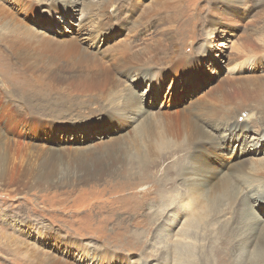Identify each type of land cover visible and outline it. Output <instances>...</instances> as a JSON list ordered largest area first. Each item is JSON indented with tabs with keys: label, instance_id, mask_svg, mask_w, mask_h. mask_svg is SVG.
<instances>
[{
	"label": "rangeland",
	"instance_id": "374dc122",
	"mask_svg": "<svg viewBox=\"0 0 264 264\" xmlns=\"http://www.w3.org/2000/svg\"><path fill=\"white\" fill-rule=\"evenodd\" d=\"M105 1L0 0V146H13L12 162L1 165L8 180L0 181V237L11 239L1 240L0 264H39L3 248L12 238L66 264H174L167 251L187 215L200 213L196 206L264 182L251 170L264 159V5L245 0L227 9L192 0L187 16L165 23V11L145 16L160 0ZM251 37L256 45L247 46ZM243 108L256 122L238 119ZM232 124L242 129L240 144L224 142ZM213 134L222 148L206 146ZM204 159L218 175L198 191L188 178ZM242 162L246 174L235 171ZM45 163L58 167L54 181L22 189L13 183L28 165L34 173ZM99 165L111 173L63 182ZM159 189L173 204L154 221L162 203L151 198ZM190 196L191 210L182 206ZM241 200L233 213L215 204L195 228L193 245L210 249V240L228 239L214 264H252L264 255V200L245 208ZM38 230L54 239H39Z\"/></svg>",
	"mask_w": 264,
	"mask_h": 264
},
{
	"label": "bare ground",
	"instance_id": "6f19581e",
	"mask_svg": "<svg viewBox=\"0 0 264 264\" xmlns=\"http://www.w3.org/2000/svg\"><path fill=\"white\" fill-rule=\"evenodd\" d=\"M63 1H69V0H63ZM100 1V0H99ZM110 1H105V4L107 5H110ZM113 1V0H112ZM158 2V1H157ZM243 2H246L245 0H215V4L216 5H224L228 8H231L235 5H241ZM100 3V2H99ZM255 3V7L256 8H259V7H263L264 5V0L261 1V0H257ZM104 4V5H105ZM102 4V6H104ZM262 5V6H261ZM97 6V5H96ZM100 6V5H99ZM153 6V5H151ZM92 7V5H91ZM95 7V6H94ZM157 7H159L160 9H155V6H153L152 8L150 7V9L148 10H145L146 13H145V16L146 17H150L152 16L153 14L155 15V13L157 12H163L165 11L164 13L166 14V16L164 17L163 15V21L165 23H173V22H178L179 20L182 19L183 16H187L191 10L193 9V1L192 0H170L169 2H165L164 0H160L159 3L157 4ZM154 8V9H153ZM91 9V8H90ZM96 9V8H94ZM101 9V8H99ZM110 9V7H109ZM146 9V8H145ZM103 10V9H102ZM102 10H101V13H102ZM114 10V9H113ZM158 10V11H157ZM96 12V11H95ZM99 14V13H97ZM104 14V13H103ZM144 13H142V16ZM163 14V13H162ZM141 16V17H142ZM158 16V15H157ZM105 17V16H104ZM161 17V16H159ZM147 18V19H148ZM152 18V17H150ZM154 18V17H153ZM149 20V19H148ZM187 20V19H186ZM129 21V20H128ZM147 24V23H146ZM160 25V24H159ZM145 26V25H144ZM160 28V26H158V24H156L154 26V29L156 30V28ZM159 30V29H157ZM94 34V33H93ZM163 34V33H162ZM153 37V36H152ZM164 38V37H163ZM171 40H172V43H173V40L174 38L173 37H169ZM93 39V38H92ZM165 39V38H164ZM154 40V39H153ZM247 46H254L256 45L255 43V40L251 37V39H248L247 40V43H246ZM139 54L135 55L134 57H137ZM26 59V58H25ZM22 60H24L22 58ZM159 60V59H158ZM160 61V60H159ZM116 62V61H115ZM233 62V61H232ZM124 64V63H123ZM34 73V72H33ZM193 75V74H192ZM32 76V75H31ZM159 86V85H158ZM183 89V88H182ZM130 90V88H129ZM134 94V93H133ZM263 94V93H262ZM138 97V96H137ZM259 97V96H257ZM128 98V97H127ZM261 98V97H260ZM131 99V98H130ZM138 99V98H137ZM136 99V100H137ZM258 99V98H257ZM131 102V101H129ZM135 102V101H134ZM133 102V103H134ZM197 102V101H196ZM136 103V102H135ZM218 104V103H217ZM131 105V104H129ZM137 105V104H136ZM125 106V105H124ZM132 106V105H131ZM134 106V105H133ZM129 107V106H128ZM224 107V106H223ZM126 108V107H125ZM248 108H243L240 112V115L238 116V119L239 118H244L243 121H245V123H253V122H256V120L254 119V115L253 114H250L249 116L247 115V117H245V115H243L244 111H246ZM124 110V109H123ZM138 111V109H137ZM147 112V111H146ZM132 113V112H131ZM143 113V112H142ZM194 113V112H193ZM205 113V112H204ZM128 114V113H127ZM141 114V113H140ZM198 114V113H197ZM201 114V113H200ZM236 114V113H235ZM246 114V113H245ZM137 115H138V112H137ZM140 116V115H139ZM143 116V115H142ZM141 116V117H142ZM138 119V118H137ZM213 120V119H212ZM240 120V119H239ZM242 120V119H241ZM135 121V120H134ZM137 121V120H136ZM253 121V122H252ZM209 122V121H208ZM223 124V123H222ZM239 124V123H238ZM238 124H232L230 129L232 130V133L231 135H233L232 137H230L229 135L225 136L224 138V142L226 144H228L227 142L233 144V143H237V144H240L241 143V140L243 138V133L242 132V129L241 127L238 126ZM219 125V124H217ZM221 125V124H220ZM224 125V124H223ZM230 125V124H229ZM244 125V124H243ZM213 126V125H212ZM242 126V125H241ZM219 128V127H217ZM249 129V128H248ZM148 129H146L147 131ZM153 130V129H152ZM179 130V129H178ZM236 131H240L239 133H236ZM261 132V131H260ZM2 134V133H1ZM133 134V133H132ZM139 134V133H138ZM162 133H160L161 135ZM182 134V133H181ZM163 135V134H162ZM183 135V134H182ZM135 136V135H134ZM141 135H139L140 137ZM146 138V136H144ZM142 137V139L144 138ZM155 137V136H154ZM222 137V136H221ZM220 137V138H221ZM137 138V136L135 137ZM141 138V137H140ZM153 138V137H152ZM157 138V137H156ZM3 138L0 137V142L3 143ZM149 140V139H148ZM237 140V141H236ZM236 141V142H234ZM139 142H141L139 140ZM144 142V140H143ZM161 142H164V140L161 139ZM144 144V143H143ZM147 144V143H146ZM149 144V143H148ZM158 144V142L156 143ZM209 144H212L214 148H217V149H220L222 148V144L220 143V141L217 139V137L215 136V134H213L209 141L206 142V146L209 145ZM8 145V146H7ZM28 145V144H27ZM159 145V144H158ZM169 145V144H168ZM15 146V145H14ZM200 146V145H199ZM26 147V146H25ZM135 147V146H134ZM146 147V146H145ZM155 147V146H154ZM160 147H158L159 149ZM42 149V148H41ZM147 149V152H148V149H149V146L148 148L146 147ZM151 149V148H150ZM161 149V148H160ZM169 149V148H168ZM21 150V149H20ZM134 150V149H133ZM155 150V149H154ZM153 150V151H154ZM206 150V149H205ZM209 150V149H208ZM0 168H1V165L3 167H6L7 165H9L12 160H13V146L10 144V143H5L3 144L2 146H0ZM18 151V150H17ZM156 151V150H155ZM198 151V150H197ZM11 152H12V155H11ZM70 152V151H69ZM152 152V151H151ZM77 153V152H76ZM152 154V153H151ZM227 155V154H226ZM213 156H217L215 153H213ZM231 156V155H230ZM18 158V157H17ZM161 158V157H160ZM229 158V157H228ZM25 159V158H24ZM162 159V158H161ZM246 159V158H245ZM160 160V159H159ZM198 161V160H197ZM195 161V162H197ZM30 162V161H29ZM240 162V161H239ZM63 163V162H62ZM155 163V162H154ZM139 164V163H138ZM134 165V164H133ZM192 165V164H191ZM248 165H249V162H248ZM141 166V165H139ZM146 166L147 165H143L142 168L144 167V169H146ZM214 166V165H213ZM17 167V166H16ZM33 166L32 165H28L27 166V169L24 170L22 173L23 175L21 177H17L16 180L13 181L14 184L18 185L20 189L22 188H30L31 186L33 185H39V187H43V186H46V184L42 183V182H39V180H43L45 181V183H50V181H54V177H55V174H56V166H52V164H48V163H45L43 165L40 166V170L39 171H35L34 173L30 170H32ZM229 167V166H228ZM108 168V169H106ZM217 168V167H216ZM1 175H0V181H7L8 179L6 178L7 177V172H5V169L1 168ZM12 169V168H11ZM111 169L112 167L110 166H102V165H99V166H95L92 168H88L87 169V172L84 171L83 174H81L80 176H77L76 179H72V178H67V179H63V182L64 183H67L69 182L70 184H77L78 182H89L91 181L90 178H95V177H102L106 172H110L111 173ZM231 169V168H230ZM13 170V169H12ZM247 170H248V166L246 163H239L236 167H235V171L240 173V174H246L247 173ZM251 170L254 171L257 175L256 177H261L262 179L261 180H264V159L262 161H260L259 163H255L252 167H251ZM21 171V170H19ZM142 171V170H141ZM189 171V170H188ZM187 171V172H188ZM219 171V170H218ZM186 172V173H187ZM192 176L188 178V180L190 181H196L195 182V186L198 188V191L201 190L203 191L204 190V181H208L210 183H212L218 173H217V169H215L214 167H212L208 161L206 159L202 160V164L196 166V168H194V170L192 171ZM145 173V172H144ZM185 174V172H184ZM220 174V173H219ZM29 175L33 177L32 178H29ZM91 176V177H90ZM196 176V177H194ZM140 178V177H139ZM15 179V178H14ZM90 179V180H89ZM7 183V182H5ZM257 183V182H256ZM259 184L257 185H261L262 187L259 188V187H251L252 185H239V187L237 188L236 190V193H229V192H222L220 195H217L216 194V197L213 198H209L208 200H210V203L207 204V205H198L196 206V209L199 210L200 213L198 214H195V210L190 214V215H187L188 218L185 219L182 227L180 228V230H178V232H176V237L174 239L172 235V239L173 240V243L170 245L168 242V244L171 246V248H169V250L167 252L170 251L171 255L169 256L170 258L172 257V261H173V258H174V264H214L215 262V258L213 257L214 255L218 256L219 257V252H222L223 253V248H224V244L228 245V239L225 237H223V240L221 241V243H217V241L213 242V240H210L209 242H211V246H210V249H207L206 247V244L205 245H196V244H192L190 241H192L193 238H195L197 235V232L195 231L196 229L195 228H198L200 226V222L203 221V219L207 216V213H208V210H214L215 208V204L217 205H223L226 210L229 209L232 212V208H233V204L235 203V200H238L240 196H242V202L244 203L243 205V208H245V206H247V201L249 200H255L257 202L259 201H262L264 200V182L263 181H259L258 182ZM209 184V183H208ZM255 184V183H254ZM50 187V186H49ZM194 187V186H193ZM217 187V186H216ZM221 187V186H220ZM19 188H18V192L19 191ZM191 188V186L189 187ZM187 189V188H186ZM226 188H224L223 190H225ZM161 194L160 195H156V194H153V197L151 198L153 200V198H158L157 199H160L161 200V203L159 205V209L162 208L163 210H159L158 208H156V210H154V221H160L163 220V218H166L165 216V213H166V209L167 207L169 208L171 205H169L170 203H172L171 201V198L173 195H171L170 193L168 192H162L161 189H159ZM192 189H190L191 191ZM194 190V189H193ZM219 191V190H218ZM215 192V190H214ZM221 192V191H220ZM224 193V194H223ZM173 194V193H172ZM180 194V193H179ZM197 194V190H195L194 192V195L195 196ZM219 194V193H218ZM149 196H152V195H149ZM193 196H190L188 198H184L182 203V206H184L185 208L186 207H190V203L189 201H191V199L193 198ZM147 197V196H146ZM213 197V196H212ZM201 198V196H197L196 195V199H199ZM156 199V200H157ZM173 199V198H172ZM171 200V201H170ZM188 200V201H186ZM176 201V200H175ZM223 202L224 204H220L218 202ZM156 202V201H155ZM158 202V201H157ZM226 202L228 204H226ZM160 203V202H159ZM237 203V202H236ZM173 204V203H172ZM175 204V203H174ZM226 204V205H225ZM235 206V205H234ZM193 206L190 207V210ZM155 208V207H154ZM171 208V207H170ZM169 208V209H170ZM193 209V208H192ZM216 210V209H215ZM249 211V210H248ZM224 212V210H223ZM253 213V212H252ZM251 213V214H252ZM248 214V213H247ZM246 214V215H247ZM18 215V214H17ZM255 215V214H254ZM169 216V215H168ZM214 216L216 217V212L214 214ZM20 217V216H19ZM213 217V216H212ZM249 216H246V218H248ZM222 218V217H221ZM223 218H225V220L228 222L230 221V218H227V215L223 216ZM28 219V218H26ZM177 219V218H176ZM232 219V218H231ZM257 219V218H256ZM21 220V219H20ZM33 220V219H32ZM31 220V221H32ZM259 220V219H258ZM261 220V218H260ZM259 220V221H260ZM30 221V220H28ZM39 221V220H38ZM166 221V220H165ZM216 221V220H215ZM225 221L224 224H226L227 222ZM246 221V220H245ZM257 221V222H259ZM256 222V221H255ZM256 222V223H257ZM261 222V221H260ZM263 222V221H262ZM31 223V222H29ZM32 224V223H31ZM153 224V223H152ZM258 224V223H257ZM23 225L25 227H28L30 230H33V227L32 225L28 224V223H23ZM214 225V224H213ZM12 226V225H11ZM153 226V225H152ZM175 225H170L169 227H167V229H171L173 228ZM226 226V225H225ZM228 226V224H227ZM158 228V227H157ZM42 229V228H41ZM260 229V228H259ZM159 230V229H158ZM215 230V229H214ZM258 230V229H257ZM36 231V230H35ZM263 231H264V227H263ZM207 232V231H206ZM230 232V231H229ZM259 232V231H258ZM38 235L39 236V239H42V240H52L54 239V237H49V235L45 234L44 231L42 230H38L37 231ZM264 233V232H263ZM49 234V233H48ZM167 234V233H165ZM172 234V233H171ZM3 236L0 237V247L2 246V243H1V240L3 241L4 238H8L10 236L8 235H5L3 234ZM168 236H171L170 235V231L169 233L167 234ZM199 235V234H198ZM21 236L23 237H30L28 236V233L27 232H23L21 233ZM202 236V235H201ZM262 236V235H261ZM164 237V236H163ZM200 237V236H198ZM206 237V236H205ZM50 238V239H49ZM11 239V237H10ZM166 239V237H165ZM171 239V237H169V239H167L168 241ZM171 239V240H172ZM238 239V237H237ZM166 240V241H167ZM230 240V239H229ZM251 240V239H250ZM25 241V240H24ZM249 241V240H248ZM26 243L23 242V240H17L16 238H12V242H10V245L8 244L9 247H5L3 246V248H8V251H10L11 253H13L15 256H23L24 259L26 260L27 256H31L33 258H36L38 260V263L39 264H66L64 262H61L59 259H57V256H55L53 254V252H47V251H43L41 250L42 248H40L37 243H32V242H27L25 241ZM196 242V240H195ZM194 242V243H195ZM220 242V241H219ZM224 243V244H223ZM54 244H52V247H53V250L56 248H58L59 250V245L58 243H56L54 246ZM169 245H166V246H169ZM75 248H78L79 247L76 245ZM167 248V247H166ZM167 248V249H168ZM225 249V248H224ZM166 251V250H165ZM213 252V253H212ZM69 253V252H68ZM71 254V252L69 253ZM163 254V253H162ZM263 254V253H262ZM169 255V254H168ZM26 256V257H25ZM29 258V257H28ZM63 259V258H62ZM21 260V259H20ZM28 260V259H27ZM143 260V259H142ZM171 261V262H172ZM220 261V260H219ZM149 262V261H148ZM170 262V261H169ZM36 263V262H35ZM264 263V255L262 256V258L258 261H254L252 262V264H263ZM34 264V263H33ZM69 264V263H68ZM220 264H222L220 262Z\"/></svg>",
	"mask_w": 264,
	"mask_h": 264
}]
</instances>
